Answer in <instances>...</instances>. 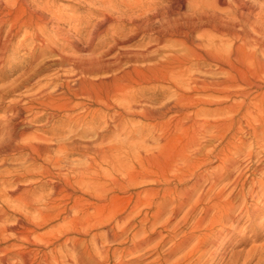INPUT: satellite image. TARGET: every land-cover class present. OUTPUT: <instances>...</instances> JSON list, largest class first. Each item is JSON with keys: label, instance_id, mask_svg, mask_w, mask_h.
<instances>
[{"label": "bare ground", "instance_id": "bare-ground-1", "mask_svg": "<svg viewBox=\"0 0 264 264\" xmlns=\"http://www.w3.org/2000/svg\"><path fill=\"white\" fill-rule=\"evenodd\" d=\"M88 1L104 15L83 45L43 38L48 1L0 0V68L24 27L35 29L31 63L60 41L98 51L61 54L38 74L65 78L0 100V264H264V8ZM157 83L172 95L140 104ZM48 111L56 124L33 128ZM127 116L141 121L138 135L108 143ZM98 120L102 130L84 127ZM166 239L165 253L147 255Z\"/></svg>", "mask_w": 264, "mask_h": 264}, {"label": "rangeland", "instance_id": "rangeland-1", "mask_svg": "<svg viewBox=\"0 0 264 264\" xmlns=\"http://www.w3.org/2000/svg\"><path fill=\"white\" fill-rule=\"evenodd\" d=\"M42 1L44 2L48 1L50 5L49 10L47 9L46 11L47 13L46 30L45 33L42 34L43 38H45L46 40L60 39L63 42H78V43H83V45H85L87 44L86 39L89 38L88 34H90L91 29L104 15L103 5L94 4L88 0H42ZM252 1L254 2V4L256 3L255 5L258 8L260 7L264 8V0H252ZM184 11H186V9H184ZM34 32H35L34 28H26V27H24L20 31V34H18L14 38L13 43L9 47V50L7 52L8 54L5 60V65L2 66V68H0V74H2L3 77V79L0 80V100L3 99V101L6 103H9L11 101L13 102L14 100L16 101L21 99H27L37 94L41 89H46L48 87L53 86L56 82L58 83L61 80V79H59V81L57 80L56 78L57 74H59L61 78H65V73L62 70H59L58 68L54 70L52 69L46 72V74L44 73L39 76L38 72L40 70V66H42L43 63L47 65L59 61L60 55L63 53L72 56L78 55L83 57H87V56L90 57V55H96L98 52V51H92L87 47L85 48V46H83L82 49L77 51L74 49L63 48L60 44L61 42L60 41L59 44L50 43L49 47L45 45V47L40 51L41 52L40 57H38L36 60L34 59L33 60L34 62L31 63L30 61L31 59H33V55H34L33 52L35 51L36 43L32 40L30 34H33ZM140 40H143V38L138 37L134 41V44H138ZM21 41H23V43ZM143 63L146 64V62H142V61L136 62V64L138 65L139 64L143 65ZM123 64L121 66V69H126L129 68V65L130 66L134 65L132 64V62L127 63L125 61ZM104 75H106L104 74V72L98 74L94 73L93 75H91V77L94 78ZM34 77L36 78L32 79ZM39 78L43 80L42 84L36 82V80ZM24 84H27V87L18 89V87ZM156 91L157 93L159 91H162L164 95L163 98H167L169 95H172L173 93V89L164 88L162 84H158V83L153 84V86L150 89H148L146 92H143L145 93L143 96L145 99H141L139 103L140 104L143 103L142 105L144 106L148 105V107L159 105L158 103H160V101H156L149 98L150 95H152ZM140 94H142V92ZM122 102H123L122 105H124V101ZM92 108L95 110L99 109L98 115L105 116V118H109L111 120L110 112H108L106 108H103L99 104H94ZM1 112H0L1 115L5 114L4 111ZM39 113L40 114L42 113L41 108H37L34 111L29 112L28 117L30 120L35 119V116L38 115ZM46 116L47 118L42 120L41 122L33 121L32 123L36 124V126H33V128L37 129V125H41L43 128H40V130L43 131V129L51 128V126L56 124L53 120L49 121L50 119L49 111L46 113ZM89 119H91V117ZM139 125H141V121L139 120V118H133L130 116L125 117L123 119V126H124L123 132L121 131L117 132L114 128L106 132L109 134H113V137L111 138V140L110 139L108 140V143L112 142V139L114 140L116 137L117 139L120 138V140L123 139L131 140V135H129L130 132L129 130H132L133 131L132 135L136 136L138 135L137 128H139ZM105 126H106L105 122L103 121L101 122L100 120H98L95 124L89 121L84 127L87 129H93L97 131V130H102ZM124 150H127V148H124ZM75 158L79 159L80 156L79 155L70 156V159H75ZM9 161H13L10 162V164L11 163L13 164L14 162L17 161V159H11ZM18 161L21 160L18 159ZM17 163L15 164L17 165ZM216 164L218 163L214 162L210 166L215 167ZM203 169H204L203 167L200 168V170L202 171ZM144 187H147V185L141 186L140 189H143ZM180 187L185 188L187 186L181 185ZM102 231H104V229H102ZM154 238H156V236H154ZM158 239L159 238L157 237L155 240L157 241ZM156 241H154L152 245L156 243ZM171 243H172L171 240L166 239L165 242L160 244L157 248L150 249L147 255H151V257H155L158 256L160 253H165L168 247L171 245ZM242 247H244V245L238 246L237 249Z\"/></svg>", "mask_w": 264, "mask_h": 264}]
</instances>
